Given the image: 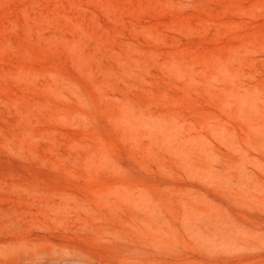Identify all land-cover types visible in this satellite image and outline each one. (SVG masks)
Instances as JSON below:
<instances>
[{"label": "rangeland", "instance_id": "rangeland-1", "mask_svg": "<svg viewBox=\"0 0 264 264\" xmlns=\"http://www.w3.org/2000/svg\"><path fill=\"white\" fill-rule=\"evenodd\" d=\"M186 209L167 261L264 264V0H0V264H152Z\"/></svg>", "mask_w": 264, "mask_h": 264}, {"label": "bare ground", "instance_id": "bare-ground-1", "mask_svg": "<svg viewBox=\"0 0 264 264\" xmlns=\"http://www.w3.org/2000/svg\"><path fill=\"white\" fill-rule=\"evenodd\" d=\"M153 217V220L151 219V221L147 223V234L150 240L148 244L150 245V249L158 256L156 262L152 264H172L167 260H173V258L179 256L178 250L171 247L172 244L162 241V238H165L163 234L167 233L168 230H172L170 231L169 237H172L174 240H178L177 233L179 229L184 228L191 239L200 242L202 245H206L208 242L207 223L202 218L200 221L199 218L201 216H198V214L194 213L192 210H183L181 212L180 222L178 223L175 221L172 225L173 227L159 211L157 215L154 214ZM65 260H67V263L70 262L72 264H104L103 255L91 251H70L67 253V258Z\"/></svg>", "mask_w": 264, "mask_h": 264}]
</instances>
